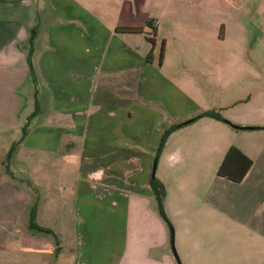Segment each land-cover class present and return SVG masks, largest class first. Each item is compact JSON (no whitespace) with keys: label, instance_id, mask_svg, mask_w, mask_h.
Masks as SVG:
<instances>
[{"label":"crops","instance_id":"0c3cea01","mask_svg":"<svg viewBox=\"0 0 264 264\" xmlns=\"http://www.w3.org/2000/svg\"><path fill=\"white\" fill-rule=\"evenodd\" d=\"M44 1L50 11L34 27L31 55L35 80L49 94L51 112L40 127L39 147L55 153L65 144L79 147L77 155L68 151L60 163H76V175H88L91 189L101 191L99 199L118 194L113 191L123 194L125 236L115 264H175L170 229L149 184L153 160L156 178L166 189L163 209L185 264H264V123H245L253 128L240 129L248 133L239 138L229 124L201 117L208 121L200 123L202 129L191 139L173 137L170 142L176 129L171 131L156 159L164 130L210 110L200 96L171 78L177 76L174 66L190 65L191 57L184 53L191 43L188 36L204 39L206 32L200 14L171 10L192 0ZM33 2L0 0V128L12 126L6 116L16 120L18 101L32 98L26 94L32 80L25 43L34 15L25 8ZM117 27L142 31L118 32ZM206 47H201L203 54ZM208 47L216 53V44ZM162 88L166 95L158 93ZM231 145L252 159L239 182L217 175ZM2 173L0 264H105L101 254L65 251L60 237L56 254L50 239L33 235L30 195ZM134 176L141 181L130 188ZM38 207L41 211L42 203ZM16 253L41 256L28 263Z\"/></svg>","mask_w":264,"mask_h":264},{"label":"rangeland","instance_id":"374dc122","mask_svg":"<svg viewBox=\"0 0 264 264\" xmlns=\"http://www.w3.org/2000/svg\"><path fill=\"white\" fill-rule=\"evenodd\" d=\"M42 1L35 0L28 7H24L26 13L34 15L33 20L28 23L31 32L25 43L31 55L33 47L30 44V37L33 35L34 27L42 21L44 12L50 11V7L46 8L49 4ZM171 10L176 15L200 14L205 19L203 28L206 31L204 39L196 40L195 36H188L191 37L188 38L191 43L185 47L187 49L184 53L191 57L190 65L174 66L177 75L171 76L174 84L200 96L207 109L219 112L222 116L221 123L229 124L231 128H235L233 125L246 127L245 123L251 121L264 123V0H192L179 6L174 4ZM218 37L220 40H217ZM210 44H216V53L208 51ZM204 45H207L205 54L201 50ZM31 80L32 89L27 87L31 89L29 91L31 94L27 88L26 94L32 98L25 102H17L18 114L14 122L9 121L10 116H6V123L15 126L0 128V173L3 172L4 175L5 166L8 165L10 171L17 177L15 178L17 185L29 193L30 203L38 196L42 210H37L36 221L51 228L61 238L65 251L72 249L75 252L101 254L102 262L115 264L116 257L122 250V235L125 234L121 226L125 217L123 194L121 196L119 191H113L118 194L99 199L101 191L97 188L91 189L92 181L88 175L84 172L80 176L76 175V163L68 166L60 163L68 151H72L74 156L77 155L79 147L71 148L65 144L61 146V153L49 152L44 147H39L40 127L46 126L43 123H47L51 117L48 107L49 94L43 89L40 79L33 80L31 76ZM158 93L166 95L163 88ZM35 109L37 112L31 117L28 125L27 135L30 134L28 139L26 135L18 143L21 132L17 134L2 132L10 129L20 131ZM206 121L208 119L198 118L177 127L178 129L175 128L176 132L170 142H173V137L175 141L191 139L202 129L200 123ZM234 131L238 132L239 138L248 133L240 129H233ZM168 137L169 135L166 139ZM13 146L14 150L8 158L7 155ZM154 161L156 160L152 162V169ZM161 166L160 164L159 168ZM46 173L47 179L43 177ZM154 176L156 177V170ZM140 181V178L134 176L133 179H129L131 185L129 187L134 188ZM88 190L93 191L92 194ZM17 200L20 204L23 203L21 198ZM112 200L117 204L111 202ZM23 212L28 222V210ZM24 218L22 217L23 220ZM26 222L22 221L25 230L28 231ZM31 233L50 239L55 247L50 234L34 231ZM170 250L175 264H185L177 250L173 235H170ZM16 254L22 260L28 258V263L41 256L35 253Z\"/></svg>","mask_w":264,"mask_h":264},{"label":"trees","instance_id":"16d2710c","mask_svg":"<svg viewBox=\"0 0 264 264\" xmlns=\"http://www.w3.org/2000/svg\"><path fill=\"white\" fill-rule=\"evenodd\" d=\"M116 31L133 33V32H141L142 28L141 27H117ZM33 38H34V31H33V35L30 37V44H32ZM147 39L149 40V42L151 44H153V45L155 44L154 38L147 37ZM162 50H163V43L161 45V51H160V56H159L160 60L162 59ZM151 57H152V49L147 54L146 58H147V60H150ZM27 61H28L29 68L31 71V76L33 77V80H35V71H34V68L32 65V61H31V51L28 53ZM36 112H37V110L35 109V111L28 117L27 121L24 123V125L22 126L20 131H18V129L17 130L13 129V130L7 131L8 134H17V133L21 132V137H20L18 143L21 140H23L24 137L27 135L29 121H30L31 117L35 116ZM201 117H210L213 119L222 120V116L220 115L219 112H217L215 109H210V110H205V111L201 112L200 114L196 115L195 117H193L191 119V121H194V120L201 118ZM181 125H183V123H177V124H174L171 127L167 128L166 130L163 131V134L161 135V138H160V141H159V144L157 147L156 159L158 158V155L160 154L162 147L164 145V142H165L167 136L169 135V133ZM233 126L236 129H245L244 127H239L237 125H233ZM248 128H253V127H248ZM15 143L17 144V142H15ZM14 147L15 146H13L10 149V152L7 155L8 158H10L12 151L14 150ZM251 165H252V159L249 156H247L243 151H241L238 147H236L235 145H231L227 149V151L225 152V154H224V156H223V158H222V160H221V162L217 168V175L224 177L226 179H229L231 181H234V182H239L243 179V177L245 176V174L247 173V171L249 170ZM5 169H6V172L12 178L17 179V177H15V175L10 171L8 165L5 166ZM149 184H150V187H151V189L155 195L156 201L158 203L159 212H160L161 216L163 217V219L167 222L169 229H170V235L172 236L173 235V226L170 223V221L168 220V218L164 212V209H163V201H164V198L166 195L165 186L154 175L150 177ZM38 205H39V199H38V196H35V198L33 199V202L31 203L30 209H29L28 226L34 232L50 234L53 237L54 244H55V253L57 254L61 248L60 240H59L57 234H55V232L51 228L41 226L36 222V212H37Z\"/></svg>","mask_w":264,"mask_h":264},{"label":"water","instance_id":"95a60500","mask_svg":"<svg viewBox=\"0 0 264 264\" xmlns=\"http://www.w3.org/2000/svg\"><path fill=\"white\" fill-rule=\"evenodd\" d=\"M190 120L186 121L185 123L189 122ZM245 129H249L248 127H244ZM154 168H155V162L153 164V170H152V176L154 175ZM176 256V255H175Z\"/></svg>","mask_w":264,"mask_h":264}]
</instances>
